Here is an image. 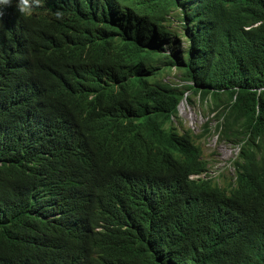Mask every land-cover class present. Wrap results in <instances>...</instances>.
Here are the masks:
<instances>
[{
    "label": "clouds",
    "instance_id": "obj_1",
    "mask_svg": "<svg viewBox=\"0 0 264 264\" xmlns=\"http://www.w3.org/2000/svg\"><path fill=\"white\" fill-rule=\"evenodd\" d=\"M57 12L53 22L68 15ZM83 5L84 14H74L80 29H71L69 53L54 52L48 68L62 86L63 98L70 102L85 91L92 70L91 54L100 55L98 79L103 82L102 99L87 106L76 107L69 114H58L60 127L70 133L93 135V146L101 150L113 137L122 142V167L106 178H93L87 185L89 196L80 198L86 212L70 214V226L76 246L82 251L77 264H108L125 262L114 254L105 241L113 232L108 200L96 184L109 187L140 179L146 197L157 194L151 204L157 224L165 212V202L189 209L208 203L217 220L216 225L200 223L197 243L214 252L218 260L248 264L240 256L264 246L246 233L264 220V201L257 199L255 179L264 174V163L251 166L238 164L244 136H234L227 117L230 101L228 88L218 89L208 76L230 71L236 62V29L249 30L262 23L253 18L264 15V0H74ZM107 3L109 30L104 38L108 48L100 45L103 23L94 16V9ZM46 0H0V20L31 15L44 7ZM91 9V10H89ZM164 33L169 38L162 40ZM138 48L153 55L156 68L138 59L129 60ZM16 72L32 82L21 98L41 113L47 95L36 78L44 70L31 73L26 63L28 53H19ZM179 94L175 112L161 120L150 133L141 127L129 129L127 124L140 109L143 98L151 95L156 101L159 85ZM238 90V88H236ZM259 89L258 91H260ZM198 101L200 110L187 114V105ZM257 115L259 105L256 106ZM42 114V113H41ZM231 121V119H230ZM214 122V127H211ZM202 128L201 133L195 130ZM213 130L215 141L234 146L229 165L215 173L205 156L203 141ZM219 152H222L219 149ZM104 213L105 217H102ZM112 253H109L108 250Z\"/></svg>",
    "mask_w": 264,
    "mask_h": 264
},
{
    "label": "trees",
    "instance_id": "obj_2",
    "mask_svg": "<svg viewBox=\"0 0 264 264\" xmlns=\"http://www.w3.org/2000/svg\"><path fill=\"white\" fill-rule=\"evenodd\" d=\"M63 3L46 0L45 6L31 15L20 13L17 18L0 20V264H77L82 251L72 235L70 214L86 212L80 198L89 196L84 193L90 191L87 182L106 178L122 167L123 147L118 137L98 150L93 135L70 133L58 123L57 110L69 114L76 107L93 105L102 99L103 90L97 76L98 54H91L92 70L84 93L70 102L63 98L66 82L58 81L48 68L50 55L72 50L68 32L80 29L73 16L83 15L85 10L70 0L64 7L68 15L53 22L57 12L64 14ZM107 7L103 2L94 9L95 18L103 23L100 45L105 51ZM258 19L262 23L256 27L236 29L232 69L222 75L210 73L207 79L214 87L229 90L228 125H238L234 136L245 137L238 140L244 141L238 163L242 166L264 163V15L253 22ZM168 38L164 33L162 40ZM21 51L32 59L26 63L31 73L41 71L44 62V70L36 78L47 91L42 114L21 98L20 90L29 91L32 86L16 72ZM138 59L156 68L157 59L145 49L138 48L129 58L134 63ZM159 88L156 101L151 95L144 96L127 124L129 129L141 127L151 133L175 112L179 94L161 84ZM254 186L257 199L263 202L264 174L256 176ZM96 189L108 193L103 196L115 216L111 238L105 241L117 257L126 260L108 264H236L218 260L214 252L197 243L200 223L218 224L208 203L191 211L166 201L158 225L150 212L157 194L151 191L146 197L140 179L116 187L96 184ZM101 216L105 217L104 213ZM246 233L264 244V220ZM240 258L248 264H264V246Z\"/></svg>",
    "mask_w": 264,
    "mask_h": 264
},
{
    "label": "rangeland",
    "instance_id": "obj_3",
    "mask_svg": "<svg viewBox=\"0 0 264 264\" xmlns=\"http://www.w3.org/2000/svg\"><path fill=\"white\" fill-rule=\"evenodd\" d=\"M186 109L187 114L198 113L200 110V104L198 101L189 103ZM211 127H214V122H212ZM201 131L202 128L195 130V133H201ZM200 141H203L205 156L210 159V166L213 172L217 173L229 165L231 158L230 155L234 150L232 144L224 141H215L213 130H211L210 133H207ZM219 149L222 152H219Z\"/></svg>",
    "mask_w": 264,
    "mask_h": 264
},
{
    "label": "bare ground",
    "instance_id": "obj_4",
    "mask_svg": "<svg viewBox=\"0 0 264 264\" xmlns=\"http://www.w3.org/2000/svg\"><path fill=\"white\" fill-rule=\"evenodd\" d=\"M191 217H192V215H191Z\"/></svg>",
    "mask_w": 264,
    "mask_h": 264
}]
</instances>
